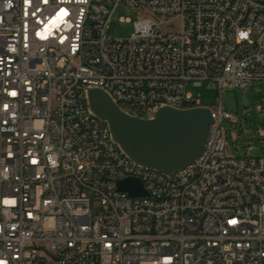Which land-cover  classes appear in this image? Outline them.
Masks as SVG:
<instances>
[{
  "label": "built area",
  "instance_id": "1",
  "mask_svg": "<svg viewBox=\"0 0 264 264\" xmlns=\"http://www.w3.org/2000/svg\"><path fill=\"white\" fill-rule=\"evenodd\" d=\"M120 5L154 19L109 36ZM255 82L264 0H0V264H264V156L227 154L220 97L202 154L169 174L108 145L87 102L96 87L148 117Z\"/></svg>",
  "mask_w": 264,
  "mask_h": 264
},
{
  "label": "water",
  "instance_id": "2",
  "mask_svg": "<svg viewBox=\"0 0 264 264\" xmlns=\"http://www.w3.org/2000/svg\"><path fill=\"white\" fill-rule=\"evenodd\" d=\"M87 102L90 111L107 123L113 140L130 159L165 174L184 168L202 154L213 122L205 106L188 109L160 106L148 117L130 115L96 87L87 89ZM258 150L251 149L249 153L256 154ZM116 186L129 195H147L136 178L119 180Z\"/></svg>",
  "mask_w": 264,
  "mask_h": 264
},
{
  "label": "rangeland",
  "instance_id": "3",
  "mask_svg": "<svg viewBox=\"0 0 264 264\" xmlns=\"http://www.w3.org/2000/svg\"><path fill=\"white\" fill-rule=\"evenodd\" d=\"M140 17L154 19L147 8L120 5L111 15L106 33L114 38L127 39L134 32V21ZM169 26L175 28L177 22L172 20ZM188 89L195 96L199 95L202 106L214 107L220 97L223 108L233 116L234 121H223L228 155L245 157L251 155V149L258 148L254 155L264 156V82H255L244 88L224 86L221 92L218 88L206 86ZM88 194L92 196L90 192Z\"/></svg>",
  "mask_w": 264,
  "mask_h": 264
},
{
  "label": "bare ground",
  "instance_id": "4",
  "mask_svg": "<svg viewBox=\"0 0 264 264\" xmlns=\"http://www.w3.org/2000/svg\"><path fill=\"white\" fill-rule=\"evenodd\" d=\"M113 101L118 105L120 109H126V100L121 98L120 96H113ZM127 111L130 114H135L138 117H147L148 115V108H141L137 107L134 104H127ZM146 116H143L145 115ZM104 134H111L110 129L107 124H104ZM105 142L108 145H115V141L113 140L111 135H105ZM117 152H124L120 146L117 144ZM133 165H140L133 161Z\"/></svg>",
  "mask_w": 264,
  "mask_h": 264
},
{
  "label": "snow or ice",
  "instance_id": "5",
  "mask_svg": "<svg viewBox=\"0 0 264 264\" xmlns=\"http://www.w3.org/2000/svg\"><path fill=\"white\" fill-rule=\"evenodd\" d=\"M234 222V221H233Z\"/></svg>",
  "mask_w": 264,
  "mask_h": 264
}]
</instances>
